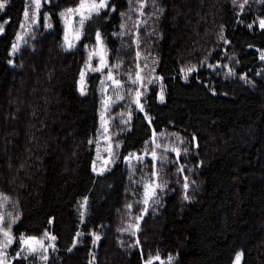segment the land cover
I'll use <instances>...</instances> for the list:
<instances>
[{
    "label": "trees",
    "instance_id": "trees-1",
    "mask_svg": "<svg viewBox=\"0 0 264 264\" xmlns=\"http://www.w3.org/2000/svg\"><path fill=\"white\" fill-rule=\"evenodd\" d=\"M243 2L149 0L140 16L129 0H110L116 10L102 11L106 19L94 17L90 35L65 51L59 13L79 0L45 4L30 31L20 27L27 0H8L0 11V196L9 198L2 211L20 216L13 225L17 236H56L46 264H143L142 254L157 252L166 264L169 257L172 264H233L237 253L241 264H264V2L248 0L242 10ZM137 4L132 0L131 7ZM45 11L51 29L44 27ZM137 21L147 23L137 31ZM97 31L109 65L120 64L113 74L125 89L124 99L107 112L115 156L102 175L92 170L89 144L99 126L100 72L86 75L85 95L79 90ZM122 31L128 34L120 36ZM17 36L23 37L20 49L9 55ZM137 36L139 48L133 43ZM137 63L148 65L141 73L143 87L129 78L139 71ZM192 66L197 70L185 80L181 69ZM229 70L235 75H227ZM130 89L145 93V111L134 114ZM153 132L162 145L158 154L169 161L162 173L167 186L133 237L118 229L134 223L145 207L140 189L153 162L129 164L125 157L145 152L151 159ZM165 145L178 148L180 156L164 152ZM181 167L183 173L177 171ZM92 233L101 237L95 247ZM74 239L80 242L72 248ZM137 239L140 247L130 246ZM15 252L16 243L9 256Z\"/></svg>",
    "mask_w": 264,
    "mask_h": 264
},
{
    "label": "snow or ice",
    "instance_id": "snow-or-ice-1",
    "mask_svg": "<svg viewBox=\"0 0 264 264\" xmlns=\"http://www.w3.org/2000/svg\"><path fill=\"white\" fill-rule=\"evenodd\" d=\"M8 0H0V11H3L4 8L7 5ZM149 2V0H138V4L136 7H131L132 0H129L130 4V10L137 12L140 16L144 15L143 9L145 8L146 4ZM153 4H155L156 0H151ZM259 2H264V0H259ZM54 3V0H27V7L24 10V22L20 25L21 28H24L26 31H30L33 26L37 24V20L40 14V10L43 8L45 4H51ZM233 3H236V0H233ZM248 3V0H244L242 4L239 5V7L243 10L244 5ZM107 10L109 13L114 12L116 10L114 5L110 4V0H79V3L75 7H67L63 11L59 13L60 18L64 24V46L65 51H71L72 49L77 47V43L81 40L83 36L90 35L91 32V26L90 23H96L97 21L94 19V17H99L101 19H106L107 17H101V12ZM157 11H162L158 9ZM126 15V14H122ZM131 19V17H128ZM43 21H44V27L46 29L52 28V22L51 17L48 14L47 11L44 12L43 15ZM143 23H147V21H137L134 27L137 28V31L139 30V27L142 26ZM87 26V27H86ZM259 26L261 29H264V19L259 20ZM121 29L127 28V22L121 24ZM249 28L252 27V25H248ZM3 32V27L0 26V34ZM127 31H122L119 33L120 36L127 35ZM23 39L22 36H17V42L12 45V50L9 53V55L16 54L20 49V43L19 41ZM220 39L224 41L225 44L228 43V41L225 39L223 35V30H221L220 33ZM133 43L139 48L140 46V38L137 36L136 40L133 41ZM86 48H88V45H85ZM93 58H98L99 64L98 66L92 65ZM137 61L140 59H143L141 52L137 51L136 53ZM261 60H264V52L260 53ZM155 63V61H153ZM120 64L117 63L115 65H109L107 60V48L104 45V40L102 38L101 32H96V46L90 48L88 53V59L85 63V69L81 71L80 73V94L85 95L86 94V84H85V77L87 71L92 72H103L105 68L108 69L107 74L105 75L104 80L101 81V85L103 86L107 81L112 82L113 89L116 91V99H124V96L120 95V89L123 88V84L121 80L117 79L116 76L113 74V68L119 69ZM137 71L135 73V77L133 78L131 75L129 78L131 79L133 84H136L138 81L141 82V87H143V76L141 73L143 72L144 68H147L148 65L144 64L141 66L139 63L136 65ZM216 67H219L217 65ZM197 69L195 66L188 67V68H182L181 71L184 74V79L187 80L188 76L195 72ZM152 71L154 72L155 69L153 68ZM227 75L232 76L235 75V73L232 70H229ZM156 80H160V77H156ZM240 79H246V77L241 76ZM153 80H148V83H153ZM251 83V81H248ZM102 91H107L106 88H102ZM134 92V100L133 103L136 104L139 111L143 112L145 111L144 104L141 103V96L145 93L141 92L139 89L129 90V94H132ZM160 102H164V87L163 84L160 85V94H159ZM116 101L112 98L106 97L102 101V111L100 115V121H101V137L105 141H111V135L109 134V127H110V121L106 119V113L111 107L112 103H115ZM123 115V114H121ZM131 119V116L129 115V121ZM145 119L149 120V123H151V120L148 116L145 117ZM124 123H128V121H124ZM179 139V137H177ZM195 139V138H194ZM182 142V141H181ZM89 144H96L97 145V157L96 161H93V171L96 172L98 175H102L105 171L108 170L106 167L108 164L113 163L114 160L112 157L115 156V152L113 149V145L111 143H107V146L103 148V151L108 152L109 158L104 159L101 156V149L100 139L95 140H89ZM152 144L154 147L150 148V155L152 160V173L151 176L147 178V181L143 183L144 193H143V200L141 201L144 204V208L139 216L135 218L134 223H129L126 228L118 229V231L121 232H128L130 235L135 237L137 233L141 230L140 229V221L143 219V216L147 214L149 208L152 206V204L159 203V196L158 192H163L164 189L167 186V181H164L162 179V173H163V164L166 162H169L167 160V157L158 154L157 149H160L162 145L157 142V133L153 132L152 137ZM119 143L115 145V148H119ZM163 151L168 152L172 151L175 152L176 156H180V150L178 148H169L168 146H163ZM185 153L187 152V149L184 150ZM147 154V152H146ZM137 160L138 162H143L145 159V156L140 155L138 156L136 153H130L128 157H125L126 163H131V160ZM103 160V165L98 168L97 161ZM159 164V167L157 165ZM177 171L183 173L184 169L181 167L177 169ZM183 189L185 192V195L183 196V199L188 201L190 200V197L186 194L189 189V184L187 177H185V182L183 184ZM9 202V198L7 196H0V264H10L11 259H24L28 260L29 257H32L33 260L30 261V264H35L36 260H39L42 262V264H46L48 260V252L49 249H51L53 252L56 250L55 247V240L56 236L52 235L49 231H45L42 237H35L31 235H24L20 234L19 236L15 235L13 233V225H15L19 219L20 216L13 215L12 213H7L2 211L4 208V205ZM86 206H87V198L81 203V208L84 209V211L80 212V222L83 224L85 222V215H86ZM128 209L131 210L132 205L129 204ZM49 223L51 224L52 221L50 220ZM92 244L93 247L97 245V243L100 241L101 237L100 235L96 233H92ZM83 236V233L77 232L76 237L80 238ZM48 241V243H46ZM80 242L79 239H74L72 248H75L77 244ZM19 245V251L15 252V256L10 257L8 253V249L14 244ZM139 248L140 247V241L137 239L134 245H130ZM72 248H69L68 251H72ZM143 264H156V262H159V264H166L165 261L161 260V257L159 255V252H157L155 255L149 254L147 258H143ZM173 257H169L167 264H172ZM242 259V253H237L235 256V259L233 261V264H241Z\"/></svg>",
    "mask_w": 264,
    "mask_h": 264
},
{
    "label": "rangeland",
    "instance_id": "rangeland-1",
    "mask_svg": "<svg viewBox=\"0 0 264 264\" xmlns=\"http://www.w3.org/2000/svg\"><path fill=\"white\" fill-rule=\"evenodd\" d=\"M61 22H62V20H61ZM62 26H63V38H64V24H63V22H62ZM1 35V34H0ZM92 65L95 67V66H98V64H99V61H98V58H93V60H92ZM107 71H108V69L107 68H105L104 69V71L103 72H100V96H101V102L106 98V97H108V98H112L113 100H115L116 102L115 103H117V102H119L121 99H116V91L113 89V86H112V82L111 81H107L103 86L101 85V81L102 80H104V78H105V75L107 74ZM89 73H93L92 71H87L86 72V75H89ZM95 73V72H94ZM154 83V85L155 84H157V81H154L153 82ZM102 88H106L107 89V91H102ZM79 89H80V83H79ZM120 91V95H122L123 96V94H124V92H125V89L124 88H122V89H120L119 90ZM115 103H112L111 105H114ZM101 111H102V104H101ZM101 111H100V115H101ZM134 114L135 113H137V112H141V111H139V109L137 108V106H136V104H134ZM106 119H108L109 120V117L107 116V113H106ZM95 139H100V141H101V144H100V149H101V156L104 158V159H108L109 158V154H108V152H105V151H103V148H105L106 146H107V143H111V141H105L104 139H103V137H101V121H100V119H99V126H98V130H97V133L95 134V137L92 139V140H95ZM93 152H94V160L93 161H96V157H97V145L96 144H93ZM140 155H143V156H145V159H144V161H146V160H151L150 158H147L146 157V155H145V152H142ZM134 160V159H133ZM132 161V160H131ZM103 165V160H101V161H97V166H98V168L100 167V166H102ZM111 165V163L110 164H108L106 167L107 168H109V166ZM92 170H93V165H92ZM96 173V172H95ZM147 178H148V176H146V178H145V180H144V182H146L147 181ZM143 182V183H144ZM140 193H141V195H140V197H141V201L143 200V193H144V188H143V184L141 185V189H140ZM143 204V203H142ZM144 205V204H143ZM46 243H48V241H46ZM9 250V249H8ZM7 250V251H8ZM16 251H19V245L18 244H16ZM49 251H51V249H49ZM29 259H33L32 257H29ZM13 261H14V259H11L10 260V264H13ZM36 261H39V260H36ZM156 264H159V262H156Z\"/></svg>",
    "mask_w": 264,
    "mask_h": 264
}]
</instances>
